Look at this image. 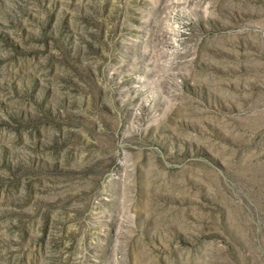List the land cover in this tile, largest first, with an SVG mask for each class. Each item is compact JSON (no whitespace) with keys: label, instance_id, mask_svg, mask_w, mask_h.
<instances>
[{"label":"rangeland","instance_id":"374dc122","mask_svg":"<svg viewBox=\"0 0 264 264\" xmlns=\"http://www.w3.org/2000/svg\"><path fill=\"white\" fill-rule=\"evenodd\" d=\"M0 264H264V0H0Z\"/></svg>","mask_w":264,"mask_h":264}]
</instances>
